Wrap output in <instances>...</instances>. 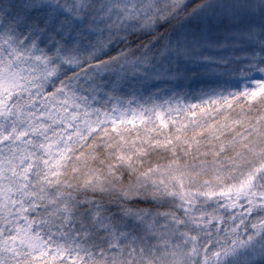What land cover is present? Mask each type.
<instances>
[{
    "label": "snow or ice",
    "instance_id": "snow-or-ice-1",
    "mask_svg": "<svg viewBox=\"0 0 264 264\" xmlns=\"http://www.w3.org/2000/svg\"><path fill=\"white\" fill-rule=\"evenodd\" d=\"M0 264H264V0H0Z\"/></svg>",
    "mask_w": 264,
    "mask_h": 264
}]
</instances>
